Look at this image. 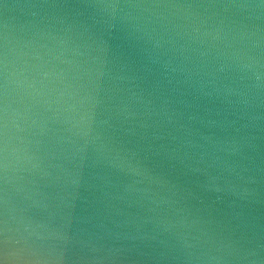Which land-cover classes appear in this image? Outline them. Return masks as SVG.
I'll use <instances>...</instances> for the list:
<instances>
[{
  "label": "clouds",
  "instance_id": "obj_1",
  "mask_svg": "<svg viewBox=\"0 0 264 264\" xmlns=\"http://www.w3.org/2000/svg\"><path fill=\"white\" fill-rule=\"evenodd\" d=\"M0 264H264V0H0Z\"/></svg>",
  "mask_w": 264,
  "mask_h": 264
}]
</instances>
